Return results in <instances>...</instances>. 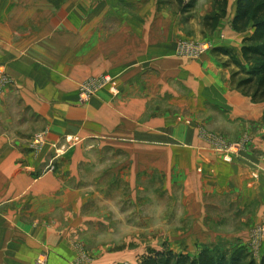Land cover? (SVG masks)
Wrapping results in <instances>:
<instances>
[{
  "label": "rangeland",
  "instance_id": "rangeland-1",
  "mask_svg": "<svg viewBox=\"0 0 264 264\" xmlns=\"http://www.w3.org/2000/svg\"><path fill=\"white\" fill-rule=\"evenodd\" d=\"M31 2L41 4L44 10L67 12V21H83L80 12L85 13L87 22L79 30L92 25L97 18L100 24L97 32H103L106 45L111 41H118L122 47L132 41H164L169 44L170 56L190 62L208 57L216 49L228 50L227 55L214 56L223 65L225 80L232 77L233 70L259 69L256 63H247L242 55L244 38L251 36L253 30L247 36L233 30L239 0H226L225 8L220 0ZM220 13L224 17L211 31L207 23ZM7 24H0V157L9 162L0 166L8 170L4 178L7 180H12L14 166L34 181L52 176L64 184V189L54 196L62 197L65 206L56 216L57 235L62 233L73 243L74 258L67 264H142L148 258L162 257L196 260L204 253L214 256L225 253L231 258L237 251L249 253L260 264L264 256V210L261 211L264 195L258 199L254 192L261 183L260 174H251V181L239 179L237 190L231 191L228 185L231 167L237 168L236 157H247L253 152L252 157L262 158L264 164V129L254 126L252 116L249 129L241 131L225 115L197 107L196 95L171 80L133 78L130 82L125 78L129 70L120 77L98 75L79 83L82 102L91 101L108 89L113 96H121L122 118L124 106L135 103L137 124L152 128L154 134L167 125H195L202 129L206 139L215 140L216 144L192 148L171 140L173 145L152 146L149 150L145 148L147 145L138 144L134 152L126 147L100 146L91 152H81L83 157H70L71 150L77 149L82 140L52 141L46 120L21 105L16 92H8L18 87L2 57L13 59L19 51L6 47ZM133 50L145 52L124 48L121 53ZM83 52L103 53L108 57L106 60L119 53L106 47ZM135 58L139 56L128 61ZM81 59L83 56L79 62H83ZM232 61L238 65L227 67ZM105 77L111 80L106 83ZM232 90L257 104L234 87ZM208 117L211 118L206 120ZM250 132L252 135H248ZM227 136L231 141L224 140ZM19 175L15 179H21ZM28 177L23 180L26 182ZM260 189L264 192V185ZM35 264L51 263L44 256L41 263L39 257Z\"/></svg>",
  "mask_w": 264,
  "mask_h": 264
},
{
  "label": "crops",
  "instance_id": "crops-1",
  "mask_svg": "<svg viewBox=\"0 0 264 264\" xmlns=\"http://www.w3.org/2000/svg\"><path fill=\"white\" fill-rule=\"evenodd\" d=\"M0 2V24L4 26L8 22L6 47L19 51L13 59L2 57L18 87L8 92H16L21 105L40 115L41 120H46L52 141L66 138L82 140L77 149L70 151V157H83L81 152H91L100 146L126 147L134 152L138 144L147 145L145 148L149 150L152 146L173 145L171 140H175L177 145L192 148L216 144L215 140L206 139L202 129L195 125H167L166 129L154 134L152 128L137 124L135 103L124 106L122 118L121 96H113L108 89L102 90L91 101L82 102L80 99L78 87L81 81L98 75L117 74L120 77L127 70L129 76L125 78L130 82L133 78L135 81H153L159 77L161 82L171 80L180 84L182 90L196 95L197 107L204 110L207 107L217 115H225L228 121H235L233 123L241 131L249 129L251 116L254 126L264 129V103H252L232 90L231 77L224 79L225 70L214 52L190 62L170 56L169 44L164 41H132L123 47L118 41H111L106 45L103 32H97L100 25L97 18L84 28V32V29L79 30L88 19L83 12H80L83 21H67V12L44 10L41 4L31 0ZM103 46L119 53L106 60L108 57L103 53L83 52L103 50ZM124 48L145 52L121 53ZM220 50L228 52L223 48ZM82 56L83 62H79ZM134 56H139V59L128 61ZM138 74L141 76L137 77ZM182 96L185 97L184 93ZM169 129L173 131L168 132ZM224 140L229 142L231 138L227 136ZM252 153L247 157H236L239 159L234 162L237 168L231 167L228 185L231 191L237 190L239 179L251 181V174H260L261 183L254 190L255 197L259 199L264 195L260 189L264 185V164L262 158L252 157ZM209 157L214 155L209 154ZM8 162L0 157V164ZM257 167L262 169L258 171ZM12 168L13 178L7 180L4 178L8 170L0 166V264H35L39 257L44 259V256L48 261L50 259L51 264H67L74 258L73 243H69L62 233L57 235L56 216L65 206L62 197L54 196L64 189V184L52 176L34 181L30 175L28 177L14 166ZM18 174L21 179H15ZM26 177L28 180L25 182Z\"/></svg>",
  "mask_w": 264,
  "mask_h": 264
},
{
  "label": "trees",
  "instance_id": "trees-1",
  "mask_svg": "<svg viewBox=\"0 0 264 264\" xmlns=\"http://www.w3.org/2000/svg\"><path fill=\"white\" fill-rule=\"evenodd\" d=\"M222 8L227 6L226 0H220ZM224 13L216 14L214 18L207 23V27L214 31ZM234 31L238 34L248 35L252 30L253 34L244 38L242 55L247 63H256L259 69L244 71L243 69L233 70L231 82L232 86L251 97L254 102H264V0H239L236 17L233 21ZM229 52H223L220 49L214 51L218 57L220 54L227 55ZM238 65L236 61L230 62L227 67ZM244 72L248 74L245 76ZM245 76L246 78L239 79ZM142 264H257L245 251H237L229 258L228 254L222 253L216 256L207 253L201 254L196 260L191 258H173L168 257L160 260L148 258ZM260 264H264V256Z\"/></svg>",
  "mask_w": 264,
  "mask_h": 264
},
{
  "label": "built area",
  "instance_id": "built-area-1",
  "mask_svg": "<svg viewBox=\"0 0 264 264\" xmlns=\"http://www.w3.org/2000/svg\"><path fill=\"white\" fill-rule=\"evenodd\" d=\"M110 80H111L110 77H105V79L103 78V81L106 82V83L109 82ZM103 84H104V83H103ZM42 261H43V258L40 259V263H41Z\"/></svg>",
  "mask_w": 264,
  "mask_h": 264
}]
</instances>
